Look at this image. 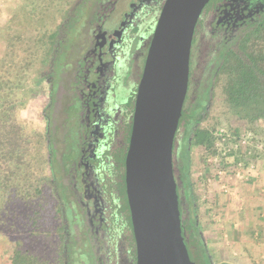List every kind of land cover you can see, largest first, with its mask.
Listing matches in <instances>:
<instances>
[{
	"label": "flooded vegetation",
	"instance_id": "af4514ba",
	"mask_svg": "<svg viewBox=\"0 0 264 264\" xmlns=\"http://www.w3.org/2000/svg\"><path fill=\"white\" fill-rule=\"evenodd\" d=\"M164 2L75 0L54 31L52 52L34 78L39 81L36 89L46 91L51 121H45V133L51 132L49 138L54 134L49 126L61 114L63 122L72 125V148L58 173L54 165L58 156L50 152L49 175L59 204L60 188H64L73 233L83 231L86 235L94 264H136L125 160L137 88ZM263 28L264 0H208L194 27L173 168L185 245L195 264H199L193 257L196 236L186 222L191 218V208L179 189L178 159L188 125L182 115L191 111L207 114L212 94L225 79L228 66L234 65L237 56L244 57L251 43L264 46V41L256 39ZM43 110L45 120L47 111ZM60 207L66 240L69 226Z\"/></svg>",
	"mask_w": 264,
	"mask_h": 264
},
{
	"label": "trees",
	"instance_id": "16d2710c",
	"mask_svg": "<svg viewBox=\"0 0 264 264\" xmlns=\"http://www.w3.org/2000/svg\"><path fill=\"white\" fill-rule=\"evenodd\" d=\"M53 1H18L21 17L17 24L25 19V23H31L30 27L36 26L37 35L28 32L23 23L22 31L19 29L25 40L23 54L18 55L20 47L11 42L7 48L8 58L0 63V235L19 237L8 241L10 264H48L47 259L25 246L32 243L29 238L43 235L46 240L55 233L64 240L62 225L57 224L49 229L46 224L48 213L59 212L61 206L59 203L54 206L50 201L54 197L53 178L47 174L51 163V139L48 133H27L16 117L17 110L26 105L30 94L24 91L18 98L15 88L27 79L31 62L45 63L52 52L55 34L47 25L53 14H65L67 0H60L58 5H53ZM11 22L15 23L13 19ZM11 39L15 41V35ZM256 39L264 41V28ZM258 46V42L251 43L246 47L244 57L237 56L234 65L228 66L220 89L221 99L227 104L230 114L248 122L264 118V46ZM33 81L35 85L39 83L37 79ZM204 116L206 113L202 111L183 112L182 115L188 125L183 133L181 157L178 159L179 189L192 209L194 195L187 159L189 147H203L207 157L221 155V150L215 147L211 130L199 126ZM194 207H197L196 203ZM186 222L194 234L197 231L195 220L190 218ZM22 238H26L27 242L24 243ZM198 238L203 242L201 235L194 237L196 251L193 257L200 262L196 255L200 245ZM60 249L58 246L56 251Z\"/></svg>",
	"mask_w": 264,
	"mask_h": 264
},
{
	"label": "rangeland",
	"instance_id": "374dc122",
	"mask_svg": "<svg viewBox=\"0 0 264 264\" xmlns=\"http://www.w3.org/2000/svg\"><path fill=\"white\" fill-rule=\"evenodd\" d=\"M18 1L21 0H0V63H3L1 60L8 58L7 48L11 42L16 43V46L20 47L18 55L21 56L23 54L25 40L23 32H19V29L23 27V23L26 24L28 32L37 35L36 26L30 27L31 23H25V19L17 24L21 17L19 10L20 3ZM74 1L67 0L66 5H63L66 9L64 15L61 16L59 13L52 15L51 21L47 25L50 31H55L59 24L62 23L66 17V11L69 10ZM52 4L58 5L60 4V0H54ZM26 10L28 9L26 8ZM12 19L15 23L11 22ZM12 35H15V41L11 39ZM31 63L30 70L26 73L27 79L15 88L18 98H20L24 91L30 94L26 105L22 109L17 110L16 117L27 133H45V121H51L49 118L50 114L47 111L48 105L46 106V91L39 92L33 81L42 66L37 61ZM223 83L224 78H222L217 88H215L212 94V105L199 126L211 130L215 139V147L221 150V155L224 152L226 154L222 155V157L221 155L217 156V161L211 164L209 160L213 157H207L203 147L191 145L187 158L189 160V174L194 195L193 209L191 207L190 215L192 220H195L196 232L201 233L194 232L195 236L200 237L201 235L203 239L201 243L198 238L200 245L196 255L199 257V264L243 263L241 262L243 259L239 257L237 250L234 247L232 248L234 242H237L238 239L232 237V235L230 236L226 230L227 228L224 230L222 228L224 227L223 212L226 206L232 204L235 207L232 210L233 219H235L234 213H238L240 217L236 221L242 222L241 214L243 210L240 211V208H242L243 198L238 191L235 193V188L231 186V183H236L237 188L241 190L247 185H253L254 180L258 179L257 174L264 172V118L248 122L245 119H238V117L230 114L227 104L222 101L220 96V89ZM41 84L44 87L43 89H45V84ZM43 109L47 111L45 120L42 117ZM62 117L63 115L61 114L57 117L56 123L49 126L54 133L51 139L50 152L53 157L58 156L56 164L54 163L57 173L60 170L61 164L63 165L62 162H64L65 154L70 147L72 148V141L70 139L74 138L70 130L72 125L65 124ZM239 163L242 166L238 165ZM218 170H221L222 173L217 174ZM221 184L225 185L226 189L220 188ZM218 185H220L218 191H212ZM221 195H224L226 199L228 198L227 202L222 201ZM59 196L61 198L60 204L64 211L63 215L69 226L70 237L65 240L64 244V240L62 241L60 237L52 233L46 240L43 235L39 238H29L32 243H28L25 246L47 259L48 264H94L86 235L83 234V231L81 233L74 231L73 233V217L69 201H66L64 198V188H60ZM52 198H50V201L56 206L57 201H55L54 197ZM195 203L198 206L196 208L194 207ZM60 213L61 207L57 213L55 211L48 213L46 224L49 229L57 224L63 226ZM55 214L57 217H54ZM76 224H79V220ZM233 224L234 222L230 226L233 227ZM222 235L223 237L224 235L227 236L223 238ZM18 238L14 235H0V264H10L8 257L11 251L7 248L8 241ZM22 241L24 243L27 242L26 238H22ZM211 241L216 246H213L214 244ZM249 245L253 247V241H250ZM58 246L61 248L60 251H56Z\"/></svg>",
	"mask_w": 264,
	"mask_h": 264
},
{
	"label": "water",
	"instance_id": "95a60500",
	"mask_svg": "<svg viewBox=\"0 0 264 264\" xmlns=\"http://www.w3.org/2000/svg\"><path fill=\"white\" fill-rule=\"evenodd\" d=\"M208 0H165L138 84L125 160L136 264H195L189 257L173 168L196 21Z\"/></svg>",
	"mask_w": 264,
	"mask_h": 264
},
{
	"label": "crops",
	"instance_id": "0c3cea01",
	"mask_svg": "<svg viewBox=\"0 0 264 264\" xmlns=\"http://www.w3.org/2000/svg\"><path fill=\"white\" fill-rule=\"evenodd\" d=\"M257 175L258 179L254 180L253 185H247L241 190L237 188L236 183H231V186L235 188V193L238 191L243 198L242 208H240V211L243 210V215L241 214L242 222L236 221L240 217L238 213H234L235 219H233L232 210L235 207L232 204L226 206L223 212L224 227L222 228L223 230L227 228L228 234L238 239L237 242H234L235 246L233 244L232 248L234 247L239 257L243 259L241 264H264V172ZM219 186L212 189V191H218ZM222 186L221 184L220 188ZM221 199L226 202L228 200L224 195H221ZM232 222H234L233 227L230 226ZM226 236L224 235V237ZM250 241H253V247L249 245ZM211 243L216 246L213 241Z\"/></svg>",
	"mask_w": 264,
	"mask_h": 264
},
{
	"label": "built area",
	"instance_id": "2783aa9c",
	"mask_svg": "<svg viewBox=\"0 0 264 264\" xmlns=\"http://www.w3.org/2000/svg\"><path fill=\"white\" fill-rule=\"evenodd\" d=\"M223 132V131H222ZM224 154H226V152H224L222 155H224ZM222 155H221V157H222ZM217 161V157H213V158H210V160H209V162L211 163V164H213V163H215ZM219 165V164H218ZM238 165H240V166H242V164H238ZM222 169H223V166H222ZM222 173V171L221 170H218L217 171V174H221ZM222 189L224 190V189H226L225 188V185H223L222 186Z\"/></svg>",
	"mask_w": 264,
	"mask_h": 264
}]
</instances>
